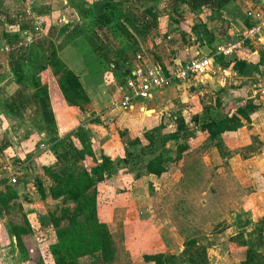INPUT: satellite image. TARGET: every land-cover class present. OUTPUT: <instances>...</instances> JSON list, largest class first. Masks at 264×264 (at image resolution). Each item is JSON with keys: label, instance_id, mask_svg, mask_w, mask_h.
I'll return each mask as SVG.
<instances>
[{"label": "crops", "instance_id": "1", "mask_svg": "<svg viewBox=\"0 0 264 264\" xmlns=\"http://www.w3.org/2000/svg\"><path fill=\"white\" fill-rule=\"evenodd\" d=\"M107 1L116 0H0V195H14L8 207L0 202V264L19 261L12 227H28L26 219L33 227L32 212L38 205L32 200L40 199L34 182L38 179L45 186L49 179L46 168L64 175L68 163L88 166V162L94 165L103 157L113 161L122 158L127 150L140 151L146 146L144 132L163 120L167 126L165 132L191 126L188 130L193 135L202 133L210 137L191 119L186 124L184 113L181 114L183 122L177 123L174 121L176 116L174 120L167 118V111L159 109V100L166 99L165 104L173 102L181 90L184 95L180 96L186 100H191L192 96L200 100L205 96L212 98V101L205 102V106L198 101V109L206 121L223 119L227 115L238 117V127L222 133L227 139L231 138L228 145L236 151L225 156L214 145L211 155L202 154L196 159L202 165L215 163L213 176L217 180L207 183L217 189L212 190L215 191L212 193L213 203L209 204L205 199L200 208L204 215L209 210L217 213L215 222L222 229L201 236H188L185 240L186 236L178 231L177 224L191 222L187 213L188 202L177 201L170 205V198L168 201H152L148 196L153 195L154 189L150 191L152 185L149 184L153 180L164 182L169 177L184 176L182 169L178 168L184 156H176L179 145L190 136L185 135L186 139L177 144L175 153L170 156L167 152L171 150L164 145L167 141L161 143L159 152H147L152 156L143 161L144 165L164 153L165 172L159 176L137 174L134 186L122 183L120 198L124 199L130 193L136 200L123 201L125 215L122 224L129 229V233L122 237L123 252L118 251L112 263L90 255L79 264H157L155 260H146V255L155 256L162 264H264V0H187L188 4H181L178 0H120L131 6L139 32L137 36L119 22L117 27L127 40L126 45H122L108 29L93 26L88 19L93 13H103ZM82 13L85 17L81 16ZM215 24L221 26L218 29L226 33L229 42L242 38L256 25H260L261 31L245 39L232 55H216V51L210 53L209 50L211 47L216 50L226 40L217 38L216 29H212ZM54 47L60 57L65 55L66 60H62L79 76L83 72L92 77L83 59L85 48L88 47L100 60L102 80L87 90L90 102L83 110L66 103L67 107L74 108L73 113L64 108L60 115L56 106L59 103L52 95V101L48 96L39 97L34 88L24 87L17 81L18 76L40 73L44 82L42 57ZM146 49L152 50L153 55L146 54ZM152 57L154 62L151 64L163 66L175 60L186 62L207 57L211 59V66L187 80H180L182 83H170L154 90L150 99L136 101L132 109L122 108L118 104L120 98L117 99L115 93L110 95V89L117 87L121 96L124 70H132L148 61L150 65ZM99 86L105 87L101 97L95 93ZM60 99L66 102L61 95ZM41 114L46 129H40L35 123ZM11 119L17 122L11 123L8 130L24 128L28 137L24 142L10 139V132L4 124ZM67 134H70L73 145L83 147L90 144L93 156H87L85 161L80 159L70 139L64 141ZM56 136L58 139H51ZM136 139L141 142L131 145ZM38 140H42L40 145L36 143ZM187 142L190 146V139ZM36 146L38 150H35ZM247 148L251 151L243 153L242 150ZM231 164L234 169L230 168ZM121 177L125 181L132 175L126 173ZM223 179H236V185H224ZM18 181L27 188L23 189ZM16 182L18 186L13 187ZM157 184L153 188L159 192L162 186ZM140 192H143L141 200L138 197ZM174 198L171 196V200ZM46 199L54 200L48 195ZM14 200L21 203L18 206L23 211L22 219L12 214L14 208L10 205L15 206ZM103 206L105 219L101 216L100 219L114 235L118 227L113 216L115 205L113 207L106 201ZM11 214L14 218H9ZM132 227L139 229L135 231ZM123 256L128 258L124 260ZM19 264L31 263L19 261Z\"/></svg>", "mask_w": 264, "mask_h": 264}, {"label": "trees", "instance_id": "2", "mask_svg": "<svg viewBox=\"0 0 264 264\" xmlns=\"http://www.w3.org/2000/svg\"><path fill=\"white\" fill-rule=\"evenodd\" d=\"M178 1L181 4H188L187 0ZM81 16L85 17V14L82 13ZM89 17L88 19L93 26L108 29L122 45H126L127 40L119 33L117 27L119 22L127 26L137 36L139 35L136 25L137 20L132 14L131 6L123 1H107L104 4L103 13L99 15L93 13ZM83 52L86 68L97 79L96 82L99 84L102 80L100 60L88 47ZM51 68L56 74H59L60 92L56 94L58 96L61 95L70 105L77 106L83 110L84 105L90 102L86 87L83 85L79 75L70 69L60 58L55 47L50 53H44L42 57L41 72H45ZM130 73L131 69L126 68L124 70L123 83ZM17 81L24 87L34 88L39 97L48 96L51 100V95L53 96L49 86L43 82L40 73L30 76H18ZM240 112L245 114L243 109H240ZM53 117L58 127L55 112ZM194 121L200 125L203 131L208 132L212 138L222 135L226 130L238 127V117L236 115L230 117L227 115L223 119H211L203 123H200L199 119L194 117ZM35 123H37L40 129H46L42 114L38 116ZM53 138L58 139V136L51 139ZM68 139H70V144L76 150L80 159L85 161L87 156H93L94 153L90 144L83 147L79 144L73 145L70 134L66 135L64 141H68ZM140 142V139H136L131 145H136ZM149 145L142 147L140 151H133L134 153L132 150H127V152L130 156L134 155L133 158L137 163L140 161L141 156L146 153ZM186 145L187 143L179 145L177 158H181V152L179 151L185 149ZM123 161L125 163L129 162L124 159ZM165 161V155L161 152V154L155 156L145 165L147 173L161 175L166 171ZM116 169V162L108 157H103L101 162L96 161L90 167L85 165L75 166L72 163H68L65 167L64 175L46 168V171L58 181V185L51 190V196L54 199L63 197L65 201L73 203L74 206L62 208L63 215L60 217L54 215V213L50 215L53 226L58 228L56 240L53 242L47 243L44 240H38L34 236V233H32L30 222L27 219L26 224L28 227H12V234L16 237L17 249L20 255L19 261L31 264H79L83 258L95 255L99 256L106 263L114 262L118 249L113 233L99 217L96 185L104 183L106 179L111 178L115 174ZM36 183L38 184L37 190L41 197H46L47 193L42 182L36 181ZM11 194L13 193L0 195L2 206L8 207V202L14 197ZM65 219L68 220V224L60 228V223ZM145 258L148 261L155 260L157 264H162L153 255H146Z\"/></svg>", "mask_w": 264, "mask_h": 264}, {"label": "rangeland", "instance_id": "3", "mask_svg": "<svg viewBox=\"0 0 264 264\" xmlns=\"http://www.w3.org/2000/svg\"><path fill=\"white\" fill-rule=\"evenodd\" d=\"M214 26L212 29H216V31H214V32H216V34H217L216 36L218 39H223V40L225 39L226 41H224V43L231 41L229 38H227L226 33L221 31L220 29H218L219 27H221L220 25L216 26V24H215ZM219 30L221 32H219ZM209 51H210V53H214L216 50H215V48L211 47V49ZM151 53H152V50H150V49L146 51V54L153 55ZM61 57H60L61 59L64 58L66 60L65 55H61ZM229 59H232V58L229 57ZM148 62H144L142 64V66L149 65ZM151 62L152 63L154 62L153 57L150 60V65H151ZM71 65H73V64H71ZM73 66H71V67H73ZM43 75H44L43 77L45 79L44 82L47 83V85L49 86V89L51 88L55 102L59 103L56 106H57V109H59L60 115L63 114L62 110H64V108H67L68 111L70 112V114L73 113L74 108L67 107L66 103L68 105H70V104L67 101L66 102H64L63 100L61 101L60 96H58V94H56V92L60 88L59 82H58L59 81V74H56L54 72V70L51 68V70L44 72ZM79 77H80L83 85L86 87V90H88V91L91 90L92 84L95 85L97 83L96 82L97 79L95 77H93V76L90 77L86 74L84 75L83 72H81V75ZM182 82L180 80L176 79L172 83L173 84L174 83L179 84ZM193 90H194V88H193ZM104 91H105L104 86L97 87V89L95 91L96 96L99 97L100 95H103ZM186 91L189 92V89L186 88ZM109 93H110V95L114 94V93L117 94L118 95L117 99L121 98L117 87H115L114 89L111 88ZM177 94L179 96L174 97L173 102H168L165 104L164 101L167 102V100L164 98H162L161 100L158 101L157 105H158L159 109H161L162 111L165 110V111H167L166 113L170 114V116L168 114H165V117L171 118L172 120H174L175 116H176L177 118L174 121L179 123V122H183V120H184V121H186V124H187V121L188 122L190 121V119L192 122L195 123L194 117H197V119H200L199 122L203 123L205 118L203 117V115L200 113V111L198 109V101H200V103L205 106V102L206 101H208V102L212 101V98L205 96L204 98H202L200 100V98H197L196 96H192L191 100H186L185 97L184 98L181 97L182 95H184L183 90H181L180 93H177ZM94 98H95V96H94ZM139 101H142V100L139 99ZM86 105L87 104L84 105V109H85ZM61 106H63V107H61ZM71 106H73V105H71ZM75 107H77V106H75ZM195 107H197V108L193 109ZM200 107L201 106L199 104V108ZM185 110L187 112H185ZM183 113L187 116V120L182 118L181 114L183 115ZM14 121H16V120H14ZM14 121L12 120L10 122L9 121L5 122L4 127L8 130L9 125L11 126V123H15ZM36 122H37V120H36ZM167 123H168V121H167ZM20 127H24V126L20 124ZM165 128H167V126L163 120V122H161L159 125L155 126L154 128H152L149 131L144 132L146 145H149V144H151V145H149V147L147 148L146 153L141 156L140 161L136 163V161L133 158L134 155L130 156L129 153L127 151H125L122 158L119 157V158H116L114 160L116 162V168H117L115 171V174L116 173H118V174L114 175V177L106 179V181L104 183H99L96 185L97 193H98L97 203H98V206L100 205V210L98 209L99 217L101 216L102 219H105L103 204L106 201L111 202L113 207L115 205V207H114L115 213L113 214V216H114V221L118 224V227H117V230H116L115 234L113 235V237L115 236V238L117 240V241L115 240V242H116L117 249H118V251H120V253L123 252L122 249L124 246L123 241H122V237L124 236V234L127 235L129 233V229H126V224L125 225H124V223L122 224V221L124 219L123 217L125 215L122 211L123 206H124L123 201H125V202L136 201L133 198H131L130 193H129V195H125L124 199L120 198L121 197L120 193L122 192L121 191L122 183H124L125 186L126 185L134 186L133 183L135 182L136 175L140 174V176L141 175L143 176L147 173V168L144 165L143 161H147L149 159V157L152 156V155L147 154V152L149 150L159 152L160 147H161V143L163 141H167V143H164V145L167 144L168 150H171V152H169V153L167 152V156H170L169 154L175 153V151H176L175 148H176L177 144L180 141L186 139V138H184L185 135H187V137H188V135H190L188 140L190 139L192 145L190 144V146H188L189 142H187L188 140H186L183 143H187V145H186L187 147L185 149H183L182 151H179V152H181V157H183V156L184 157L182 158L183 160L179 162L180 165L178 166V168L182 169L181 172L184 173V176L182 175V177H179V178H176L174 176L169 177L164 182H163V180L159 181V179H157L156 181L153 180L152 182L149 183L152 185L150 191L154 189L155 193L153 191V195H150V194L149 195L147 194V195L149 196V198L152 199V201H159V200H163V199L165 201H168L169 200L168 198H170V200L168 201V204H170V205H175V203L177 201H187L188 202L189 208L187 210V213L189 214V216H191V222H187L188 224H184V223L183 224H177L178 231L183 234V237L186 236V238H184L185 240L187 239L188 236H201L203 234H207V233L210 234V233H212V231L216 232V231L222 229V228H220V225L216 224V222H215V221H217V217H218L217 213H214L212 210H209L204 215L203 212L201 211V208H200L201 202L205 199L208 200L209 204L213 203L212 197H213V194L215 191L212 192V190L213 189L217 190V189L213 188V186H212L213 184L208 185L207 183H213V181L217 180L216 177L213 176L214 175V169H215L214 168L215 163L213 165H206L203 163V165H205V166H203L202 163L200 162V160H196V159H197V157L201 156L202 154L211 155V151H212L214 145L218 146L225 156L230 155L231 153L236 151V149L232 150L230 148V146L228 145L229 142H232L231 138L227 139V137L226 136L224 137V135L223 136L219 135L215 138H212L209 136L206 137L205 134H202V133H200V134L195 133L196 135L195 134L193 135L192 134L193 132L188 130V128L190 129L191 126L186 127V129L184 126L180 130L177 129L176 131L173 130V131H168V132H165ZM9 132H10V139L16 141L17 143L21 140H23V142H24L28 138L25 135L24 128H20L17 130L11 129ZM126 138L128 139V136ZM10 139H9V141H11ZM41 141L38 140V141H36V143H38L40 145ZM256 142L260 143L257 140H256ZM19 147H20V145H19ZM257 147L259 148V145ZM36 149L38 150L39 147L37 148V146H36L35 150ZM250 151H251V149H249V148L242 150V152L246 153V154ZM20 159H23V158H20ZM123 159L128 160L129 162L125 163L123 161ZM170 159H171V157H170ZM118 160H120V161H118ZM88 163H89L88 167H90L92 162L91 163L88 162ZM182 164L184 166H182ZM226 164L227 163H225V165ZM227 166H229V164H227ZM230 168L234 169L233 164L230 165ZM126 173H131L132 178L126 179L124 181V179L122 180L121 175L123 174V176H124ZM48 176H49V179L46 180L45 186L43 184V181H42V184L47 191V195L49 197H52L51 196V190L53 188H55L56 185H58V181L56 179H54L52 177V175L48 174ZM36 181L38 182L40 180L36 179L34 182V186L36 187V190H37L38 184L36 183ZM18 182H16L13 187H17ZM156 182L158 183L157 184L158 187L162 186L159 189V192H158V190H155V188H153V185ZM19 183H21V182H19ZM145 183L147 184V182H145ZM229 183L231 185H236V179H232L230 181H228L227 179L222 180V184H224V185H227ZM105 184H108L110 186L105 185ZM216 185L218 186L219 184L216 183ZM24 186H25V184L22 182L21 187H23V189L24 188L26 189L27 187H24ZM23 189H22V191H23ZM142 196H143V192L138 193V197H140V200H141ZM171 196L175 197V198L171 200ZM46 198H47V196L41 197V195H40V199L34 200V201L32 200V202H35L38 205V207L33 208L34 212H32V219H31L32 223H33V227H31L30 229L32 230V233H34L35 237L38 240H44L48 243V242H53L56 240V236H57L56 231L58 229L57 227L53 226V224L51 222L50 215L52 213H54V215L60 217L63 215L62 214V208H65L67 206L73 207L74 204L65 201L63 197L60 199H54L52 197L54 200H50V199H46ZM16 200L13 201V204L15 206L10 205V208H12V207L14 208V210L12 211L14 213H12V214L14 215L15 218L22 219L23 211L18 206L19 204L21 205V203H19ZM35 209H38L39 212H36ZM168 212L171 213L170 211H168ZM12 214L9 216V218H14L12 216ZM67 224H68V220L67 219L63 220L60 223V228L66 226ZM131 229L136 231L139 229V227H132ZM138 234H141V232L139 231ZM118 251H117V254H118ZM159 256H160V254H157V257H159ZM127 258H128V256H123L124 260H126ZM12 263H13V261H12ZM14 264H19V261H16V263L14 262Z\"/></svg>", "mask_w": 264, "mask_h": 264}, {"label": "built area", "instance_id": "4", "mask_svg": "<svg viewBox=\"0 0 264 264\" xmlns=\"http://www.w3.org/2000/svg\"><path fill=\"white\" fill-rule=\"evenodd\" d=\"M261 31L260 25H256L245 32L242 38L218 45L216 55L230 56L234 50L242 46L244 40L251 38ZM211 66V59L207 57L193 59L190 61H173L172 64L163 66L161 64L138 65L131 70L130 75L121 86V98L119 106L124 109H132L136 101L150 99L156 89L168 86L174 80H187L192 76L206 71Z\"/></svg>", "mask_w": 264, "mask_h": 264}]
</instances>
